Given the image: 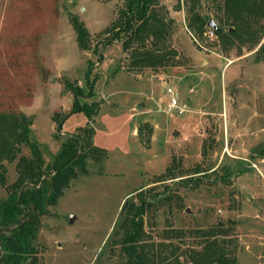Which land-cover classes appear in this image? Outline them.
Here are the masks:
<instances>
[{
  "label": "rangeland",
  "instance_id": "obj_1",
  "mask_svg": "<svg viewBox=\"0 0 264 264\" xmlns=\"http://www.w3.org/2000/svg\"><path fill=\"white\" fill-rule=\"evenodd\" d=\"M215 1L198 0V10L226 29ZM189 3L157 0L175 55L151 69L131 67L122 49L125 0H0V112L30 121L47 182L62 143L84 127L96 154L43 213L22 207L20 221L37 217L25 264H126L125 201L131 213L146 205L149 259L192 264L220 227L216 241L233 264H264V37L224 49L207 25L201 35L187 28ZM252 26L263 32L264 19ZM168 88L184 114L165 113ZM94 106L92 122L74 113ZM14 154L0 160V202L21 195L16 163L31 153L22 144Z\"/></svg>",
  "mask_w": 264,
  "mask_h": 264
},
{
  "label": "trees",
  "instance_id": "obj_2",
  "mask_svg": "<svg viewBox=\"0 0 264 264\" xmlns=\"http://www.w3.org/2000/svg\"><path fill=\"white\" fill-rule=\"evenodd\" d=\"M189 1L187 28L196 35H201L212 19L201 15L198 10V0ZM218 3L217 11L221 12V16L219 17L218 13V17L220 22L226 25L224 29L215 23L220 29L215 35L221 39L222 48L231 46L235 40L250 44L258 36L264 37V31H260V26L257 28L252 26L259 19H264V0H219ZM124 6L125 11L121 17H124V30L127 34L122 49L130 51V66L155 69L171 62L175 53L169 51L167 46L169 26L163 21L160 11L156 9L157 0H125ZM75 29L78 42L83 46L85 32L78 25H75ZM230 29L233 31L230 32ZM258 52L259 56L264 57V43L260 45ZM96 111L97 106L90 111L77 107L74 113H84L87 120L92 122V116ZM29 124L30 121H26L17 112H0V160L12 161L17 147L22 144H25L31 153L29 159L20 157L16 163L19 170L16 182L21 189L19 200L17 201L16 194H12L0 202V226L13 229L7 232L8 237L4 234L1 236V250L5 249L12 255L6 263L2 257V264H25L26 260L22 254L28 253V239L37 226V217L35 214L32 215V212L43 213L47 204L54 203L55 199L62 195L69 182L76 177L78 170L84 171L86 159L96 158V154H93L94 147L90 145L93 131L84 127L76 138L62 143L61 153L56 157V160L60 161L57 170L47 182L45 178L48 175L45 173L41 154L36 144L28 137ZM61 126L62 123L58 127L59 130ZM22 207H28L32 212L30 216L25 215V219L20 221L23 214ZM130 207L132 205L125 201L120 210V214L124 216L121 224L124 233L120 242L122 247L127 246L124 247L128 258L126 264H170L167 258L159 254L151 253L150 259L147 258L145 246H141L142 218L146 205L143 202L132 213ZM223 231L222 228L216 227L205 233L206 238L210 239L205 241L206 254H198L197 257L192 258V264H233V260L226 256L225 245L216 241Z\"/></svg>",
  "mask_w": 264,
  "mask_h": 264
},
{
  "label": "built area",
  "instance_id": "obj_3",
  "mask_svg": "<svg viewBox=\"0 0 264 264\" xmlns=\"http://www.w3.org/2000/svg\"><path fill=\"white\" fill-rule=\"evenodd\" d=\"M208 36L214 37V31L212 29H209ZM166 93L168 95V99L166 100L167 103L164 107L165 113L171 115L174 113L179 116L184 114L186 108L181 104V101H179L178 93L173 88H168Z\"/></svg>",
  "mask_w": 264,
  "mask_h": 264
},
{
  "label": "water",
  "instance_id": "obj_4",
  "mask_svg": "<svg viewBox=\"0 0 264 264\" xmlns=\"http://www.w3.org/2000/svg\"><path fill=\"white\" fill-rule=\"evenodd\" d=\"M207 27L212 29L215 33H218L219 32V27H217V25L215 24V22L213 20H210L208 23H207ZM230 32H232V29L229 30ZM51 82L53 83L54 82V79L52 78ZM175 135H177L176 132H174ZM73 222V217H70L69 219V223H72ZM13 229H10V228H5V227H1L0 226V264H2V250H1V236L4 234V233H7V232H10L12 231Z\"/></svg>",
  "mask_w": 264,
  "mask_h": 264
}]
</instances>
